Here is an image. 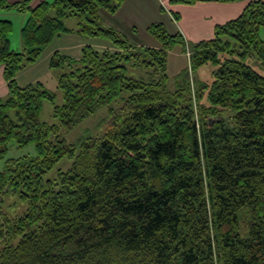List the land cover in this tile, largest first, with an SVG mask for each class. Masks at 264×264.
I'll use <instances>...</instances> for the list:
<instances>
[{
	"label": "trees",
	"instance_id": "16d2710c",
	"mask_svg": "<svg viewBox=\"0 0 264 264\" xmlns=\"http://www.w3.org/2000/svg\"><path fill=\"white\" fill-rule=\"evenodd\" d=\"M31 1L0 0V9L28 13L19 50L9 46L12 22L0 17L8 87L0 160L11 141L35 148L0 168V264H264V0H248L211 38L194 42L152 22L157 45L145 47L99 23L100 12H116L122 0ZM199 1L241 0L169 3ZM69 16L82 35L110 46L86 44L78 59L53 52L56 104L42 82L22 86L16 76L71 31ZM175 45L190 51L189 64L170 89ZM207 64L211 82L193 87L189 75ZM44 101L55 122L41 120ZM101 107L108 112L102 134L65 140L61 129ZM63 158L70 166L49 177ZM8 194L24 209L6 205Z\"/></svg>",
	"mask_w": 264,
	"mask_h": 264
},
{
	"label": "rangeland",
	"instance_id": "374dc122",
	"mask_svg": "<svg viewBox=\"0 0 264 264\" xmlns=\"http://www.w3.org/2000/svg\"><path fill=\"white\" fill-rule=\"evenodd\" d=\"M51 1V0H49ZM122 9V10H121ZM120 11V12H119ZM28 16L27 12H18L13 9H0V17L12 15V30L9 34L12 42L20 39L21 19L23 15ZM191 16L189 12L186 15V21L190 20ZM65 27L70 29V32L61 33L55 36L48 46L43 50L38 60L30 64L19 77V84L24 86L28 82L35 83L40 81L43 83L46 89L55 93V103L60 104L62 102L60 90L57 87V74L58 70L49 66V59L55 50L60 53L69 55L74 59H78L81 56V48L86 44L93 46L95 49L102 50L107 46H110V42L102 37L97 36H84L78 31V19L76 16H69L63 19ZM152 22H162L171 34L177 31L175 22L170 19L167 11L161 10L160 4L157 0H122V3L118 10L114 13L102 10L100 12L99 23L101 26H113L118 29L121 34L131 44L138 47L153 46L157 41L149 32L147 26ZM184 25V24H183ZM199 27H202L198 24ZM186 26V25H185ZM193 34H198L200 30L196 26L191 28ZM261 36L264 38V31L261 32ZM208 39V38H207ZM194 42V41H193ZM11 49H15L11 47ZM20 49V48H19ZM18 49V50H19ZM16 50V49H15ZM190 52V51H189ZM32 65V66H31ZM188 66L187 57L181 52L178 45H175L168 53L167 56V73L169 76L167 86L171 89L175 87V82L180 74ZM213 66L210 64L203 65L197 69L196 73L191 72L189 75L190 82L193 81V87L195 86V80H202L206 83H210L212 80L211 70ZM137 74L136 70L133 71ZM118 102H113V105H117ZM42 121L48 123L55 122V118L52 116V105L49 101H44L40 114ZM108 118L107 107H101L93 114L85 118L78 125L70 130L61 129V133L67 142H74L76 138L82 135H100L106 128V121ZM35 148L33 143H29L24 147H18L14 141L9 142L8 149L2 160H0V168L3 165V161L10 157H20L23 155H34ZM71 164V161L63 158L58 164H56L48 173L49 177H53L56 173V168H67ZM6 205L13 206L15 212H20L23 207L20 206L17 198L13 194L6 196ZM13 209V210H14ZM11 210V208H10ZM1 246V245H0Z\"/></svg>",
	"mask_w": 264,
	"mask_h": 264
},
{
	"label": "crops",
	"instance_id": "0c3cea01",
	"mask_svg": "<svg viewBox=\"0 0 264 264\" xmlns=\"http://www.w3.org/2000/svg\"><path fill=\"white\" fill-rule=\"evenodd\" d=\"M8 1L13 2L16 0H8ZM40 1L41 0H32L31 5H35ZM157 1L160 4V7H162L164 11L168 12L170 19L173 22H175L177 30H179L183 34L185 39L188 41H198L202 39L211 38L213 36V31H214L213 29L216 24L224 23L227 20L239 15L242 9L244 8V6L246 5V3L248 2V0H241L230 3H222L216 1H199L196 2L195 4L189 5V4H170L169 0H157ZM174 12H177L179 14V20H175L173 18L172 13ZM188 12L191 18L187 22L185 19ZM12 17H13L12 15H8V16H3L2 18H6L10 20L12 19ZM25 18L26 15L24 14L21 19L20 26L24 22ZM10 21L12 22V20ZM198 24H200L202 27H199ZM194 26H196L198 30H200L198 31L199 33L196 35L192 33V31L194 30L191 29ZM152 45L155 46L157 45V43ZM9 46L10 48L14 47L15 49L18 50L19 48H21L20 39H17V42L15 39L13 43L12 39L9 36ZM28 66L29 65H27L17 74L16 80L18 84H19L18 82L19 77L22 76L24 70ZM30 83L31 82H28L27 84ZM7 93H8V87L3 77V66L0 65V98L6 97Z\"/></svg>",
	"mask_w": 264,
	"mask_h": 264
},
{
	"label": "built area",
	"instance_id": "2783aa9c",
	"mask_svg": "<svg viewBox=\"0 0 264 264\" xmlns=\"http://www.w3.org/2000/svg\"><path fill=\"white\" fill-rule=\"evenodd\" d=\"M186 56L189 57V50L186 51Z\"/></svg>",
	"mask_w": 264,
	"mask_h": 264
}]
</instances>
